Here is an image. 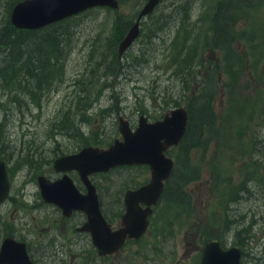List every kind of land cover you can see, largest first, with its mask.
Masks as SVG:
<instances>
[{"label":"rangeland","instance_id":"obj_1","mask_svg":"<svg viewBox=\"0 0 264 264\" xmlns=\"http://www.w3.org/2000/svg\"><path fill=\"white\" fill-rule=\"evenodd\" d=\"M19 1L0 0V29ZM117 1L118 10L98 7L61 26L32 30L22 46L32 64L35 44L46 42V55H53L57 45L49 37L58 38L56 59L43 61L51 66L40 77L33 71L35 76L21 84L0 74V159L10 182L9 195L0 204V245L6 237L26 243L38 238L33 225L42 213H52L38 206L34 182L39 174H53L55 159L86 146L106 149L121 140L119 117L134 130L141 115L150 122L160 120L172 109L187 108L197 93L198 81L185 88L176 61L180 54L201 49L212 23L210 11L219 0H163L141 22L139 37L121 58L118 45L147 0ZM234 21L229 53L206 49L193 59L194 51L186 66L205 77L212 63L219 66L217 122L195 148L183 154L174 147L169 155L176 174L166 181L151 216L144 244L152 245L141 256L148 264H199L212 239L223 249L238 247L241 264H264V114L247 110L252 97L264 96V0ZM227 53L234 59L231 70L225 65ZM240 58L234 99L228 97L225 71H238ZM2 61L0 52V67ZM231 108L235 112L224 117ZM187 173L194 179L183 186L179 176ZM94 179L113 207L111 197L150 180V173L146 166L121 167ZM246 180L249 193L230 203L228 184L240 186ZM49 258L41 262L52 264L45 260Z\"/></svg>","mask_w":264,"mask_h":264},{"label":"water","instance_id":"obj_2","mask_svg":"<svg viewBox=\"0 0 264 264\" xmlns=\"http://www.w3.org/2000/svg\"><path fill=\"white\" fill-rule=\"evenodd\" d=\"M161 1L147 0L139 10L135 22L118 45L119 58L137 40L141 22L155 11ZM98 7L118 10L119 4L117 0H21L13 6L9 21L18 30H39ZM188 123L186 107L172 109L162 119L154 122L141 115L134 130L127 120L119 117L118 131L121 140L116 139L106 149L86 147L76 154L61 156L53 162L56 172H78L87 186L86 196L77 192L67 175L55 182L41 176L38 177V183L43 200L58 206L64 214L75 210L86 213L90 221L86 230L92 233L99 254L114 253L125 237L139 238L147 230L152 207L157 204L174 167L173 159L166 153L182 142ZM126 166H147L150 180L140 189L125 193L126 211L121 222L123 228L113 234L115 240L111 236V243L108 234L110 231L102 218L97 195L88 177ZM9 191L6 165L0 159V204L6 201ZM140 203L145 208H141ZM0 264H32L26 244L12 237L4 238L0 245ZM200 264H241V251L238 247L223 249L219 241L212 239L203 247Z\"/></svg>","mask_w":264,"mask_h":264},{"label":"trees","instance_id":"obj_3","mask_svg":"<svg viewBox=\"0 0 264 264\" xmlns=\"http://www.w3.org/2000/svg\"><path fill=\"white\" fill-rule=\"evenodd\" d=\"M261 2L262 0H219L215 5V7L210 11L212 13L211 14L212 23L208 32H205L203 35L207 40L205 39V42L201 46V49L198 51V49L195 47L194 49L195 54L193 51L194 56L193 54H189V55L180 54V56L177 57L176 66L180 72V75L182 77L181 80L183 81L185 88H187V84H190L193 80L195 82L196 81L199 82V83L197 82L198 85L197 93L190 97L187 106V110L189 114V123L186 134L182 142L176 147L177 149L182 150L183 154H186L189 150L197 146L198 140L201 135L203 136L205 130L214 129V127L212 128V126L214 125V123L217 122L215 102L217 96H219L220 94V90L217 87V81H216L217 78L216 70L219 68L217 64L212 63V65L210 66L209 77L198 75L197 71L196 72L192 71L193 68L192 66L190 70L186 66L190 65L192 56L194 59L198 53L203 52L206 49L220 50L222 52L230 51V47L233 46V40H231L233 38L232 37L233 24L238 23V21H234V18H236V20L237 19L241 20L243 14H245L248 10L255 9L257 6H259ZM78 15L62 20L58 22L57 25L61 26L67 23L68 21L75 19V17ZM32 32L33 31L15 29L10 24V21H7V24L0 29V52L3 55L2 66L0 67V74L2 77L7 76L11 81H13V79L15 80L19 79L18 82L22 84L25 82V79L33 78L35 76L33 71H35L37 77H40L39 72L47 71L50 68L51 65L47 66L45 63H43V61L51 59V62H54V60L56 59L57 56L56 52H58V48H59L58 38L52 35H50L49 37L57 45V48L56 50H54L55 53L53 55L51 54L46 55V49H45V45H47L46 42L40 41L37 44H35L36 46L35 48L37 49V54L33 55V58L32 57L31 58L37 60L32 64L30 63V59L25 58L24 51L22 50V46L26 41H28V38L30 35H32ZM228 53L225 55V58L230 62L225 65L227 67V70H231L232 65L234 64L233 63L234 59H232ZM236 62L238 63V68H239L238 71H225L229 77L228 97L234 99H235V93L232 87L237 77V73L239 76L240 71H242L243 66L241 65V63L243 64V58L237 59ZM39 63L40 65H38ZM44 76L45 75L39 78V82L41 81L42 78H44ZM11 81H9V84L12 83ZM250 100H251V105H250L251 109L248 108L247 109L248 112L251 113L252 110V112L254 111L262 112L260 115L264 114V96L262 95L254 96ZM231 112H235V109L233 108H231V110L227 109V111L224 114V117L229 118V116H231ZM252 138L255 139L256 137H252ZM173 149L174 148L170 149L167 152L168 156L171 155L170 153L172 152ZM179 158L180 156H178V159ZM255 173H257V171H255ZM175 174H176V170L173 171V173H171L168 181L173 180ZM179 177L183 179V186L189 181L194 179L193 175H191L190 173H187L184 177L182 176ZM228 188L229 189L227 193H229L230 196V200H229L230 203L237 200L240 194L242 195L245 193H249L248 191L249 186L247 180L244 183H242L240 186L235 184L232 185L229 183ZM176 190L177 192L179 191L178 188ZM163 196L164 195H162L161 197L163 198ZM241 233L242 232H238L236 235L240 236Z\"/></svg>","mask_w":264,"mask_h":264},{"label":"flooded vegetation","instance_id":"obj_4","mask_svg":"<svg viewBox=\"0 0 264 264\" xmlns=\"http://www.w3.org/2000/svg\"><path fill=\"white\" fill-rule=\"evenodd\" d=\"M86 147L79 148L77 151L68 155L76 154ZM52 170L54 171L53 165ZM52 173L54 175L39 174L36 176L34 182L36 188L35 198L39 203L38 206H40L43 212H51L52 214L42 213L39 217L41 221L38 224L33 225V228L39 233L36 241H29L28 243L22 241L26 244L32 264H44L41 260L43 257L48 258V256H50V260H45L52 264H148V261H143L142 257L143 253L152 245V242L149 245L144 244V239L150 234L149 232H151V216L154 214V209L158 205L162 195L157 204L152 207V214L148 218L149 226L143 235L139 238H131L127 236L124 238L117 251L100 255L92 233L86 230V226L90 223L87 214L80 210L71 211L70 214H64L58 206L45 202L42 198L38 177L43 176L48 181L55 182L61 179L64 175H67L71 179L77 192L83 196H86L88 193L87 186L80 179L77 171L72 170L66 173L54 171ZM101 175L103 174H91L88 178L97 195L99 210L105 224L107 225V230L110 231L108 232L109 241L112 243L111 236L113 237L114 233H118L123 228L121 222L126 211L124 203L125 193L127 191H136L140 189L147 185L149 180L142 182L138 186L129 188L124 187L125 191L123 195L111 197L114 205L112 207L111 205H107L105 198L108 197L102 195V188L94 179L95 176ZM139 206L145 208L143 203H140ZM38 248L40 253L39 256L36 254ZM44 253L45 255H43Z\"/></svg>","mask_w":264,"mask_h":264},{"label":"bare ground","instance_id":"obj_5","mask_svg":"<svg viewBox=\"0 0 264 264\" xmlns=\"http://www.w3.org/2000/svg\"><path fill=\"white\" fill-rule=\"evenodd\" d=\"M174 171V170H173ZM173 171H172V173H173ZM165 191V190H164Z\"/></svg>","mask_w":264,"mask_h":264}]
</instances>
